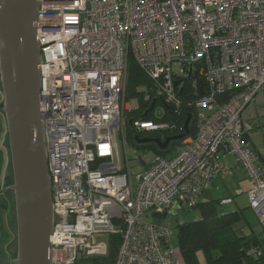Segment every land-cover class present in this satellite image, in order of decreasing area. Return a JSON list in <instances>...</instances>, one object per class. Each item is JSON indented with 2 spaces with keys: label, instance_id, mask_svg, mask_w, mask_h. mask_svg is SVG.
<instances>
[{
  "label": "built area",
  "instance_id": "2783aa9c",
  "mask_svg": "<svg viewBox=\"0 0 264 264\" xmlns=\"http://www.w3.org/2000/svg\"><path fill=\"white\" fill-rule=\"evenodd\" d=\"M38 4L39 113L54 211L53 264L107 258L108 240L92 244L93 235L120 236L112 264H178L172 229L148 223L145 215L164 219L176 208H195L208 182L230 171L218 158L221 151L252 181L249 207L264 229V163L243 139L244 114L264 89V0ZM130 60L150 81L142 100L157 121L132 120L138 133L167 128L161 120L167 107L180 106L178 92L187 81L199 76L209 88L195 103L208 107L195 133L172 157L154 156L134 183L119 152L120 140L127 144L125 112L139 108L124 96ZM228 92V100L218 103L216 96Z\"/></svg>",
  "mask_w": 264,
  "mask_h": 264
},
{
  "label": "water",
  "instance_id": "95a60500",
  "mask_svg": "<svg viewBox=\"0 0 264 264\" xmlns=\"http://www.w3.org/2000/svg\"><path fill=\"white\" fill-rule=\"evenodd\" d=\"M37 0H0V104L8 136L16 225L13 264H53L49 236L54 223L38 97L39 47L35 39ZM190 78V77H189ZM181 81L175 82L178 85ZM191 116L184 123L188 129ZM184 134L154 142L165 149ZM3 209H6V204ZM85 264V263H80Z\"/></svg>",
  "mask_w": 264,
  "mask_h": 264
},
{
  "label": "trees",
  "instance_id": "16d2710c",
  "mask_svg": "<svg viewBox=\"0 0 264 264\" xmlns=\"http://www.w3.org/2000/svg\"><path fill=\"white\" fill-rule=\"evenodd\" d=\"M150 88V81L141 72L138 66L130 60L127 71L126 92L127 97L137 99L140 112H133L127 115L126 133L130 143L141 150H151L154 156L170 158L180 148L182 141L195 133L193 118L197 114L195 103L202 97L209 94V88L201 77H196L192 81L184 83L178 92L180 106L173 110L167 107L166 114L161 120L168 124L166 129L152 133L153 137L164 140L170 136L183 135L182 139L173 140L165 149H160L154 143L138 145L135 136H141L130 124L132 120L157 122L153 115L142 110L149 106L142 100L143 92L139 87ZM230 97V92L225 95L216 96L218 103H223ZM143 108V109H144ZM137 110V109H136ZM191 116L188 129L185 132L184 123L188 116ZM144 135V134H143ZM146 135V134H145ZM154 138V139H156ZM248 133H244L243 139L249 143ZM253 149V148H252ZM264 163V159H263ZM143 167V169H145ZM12 183V176L9 178ZM219 199L211 202L201 201L194 209L199 210L200 217L197 220L178 223L175 227L177 233V245L186 264H199L197 252L203 251L207 264H264V249L259 238L255 234L239 236L234 226L241 220V212L219 213L217 204ZM16 229V225H15ZM109 255L105 259H95L93 264H112L120 244L119 235H109L108 238ZM16 247V241H15ZM254 249L255 253L250 255L248 252ZM16 252V250H15ZM16 254V253H15Z\"/></svg>",
  "mask_w": 264,
  "mask_h": 264
},
{
  "label": "rangeland",
  "instance_id": "374dc122",
  "mask_svg": "<svg viewBox=\"0 0 264 264\" xmlns=\"http://www.w3.org/2000/svg\"><path fill=\"white\" fill-rule=\"evenodd\" d=\"M124 81L127 82V72H126ZM144 87L146 86L139 87L138 90L139 89L144 90ZM124 96L128 102L131 101L130 104L134 108L139 107L138 101L135 98H132L133 96L127 97L126 86H125ZM2 101H3V96L0 90V104L2 103ZM143 108L142 110L145 111V113L149 112L152 114V111L148 106H146L144 109ZM250 108H251V112L246 116V121H245V131L248 133L247 140L255 148V150L257 149L259 151L261 156L264 158V89H262L258 93L255 99V102L251 104ZM196 109H197L196 110L197 114L193 118L194 124H195V127H194L195 130L198 124V116L208 114V107H199ZM138 110L139 108L131 112H125V115L127 116L128 114H131L135 111L140 112ZM1 120H4V114L2 113L1 108H0V121ZM147 122H151V121L148 120ZM139 134H141V136L134 137L135 138L134 142L138 145H141V144L136 142L137 139L156 138L152 136V133H148V132H143ZM125 136H126L125 141L127 142V144H125L124 141L122 140H120L119 142L120 164L122 167H126L130 170L131 175H132V183H134L135 174H137V172L142 170L143 167H145V165L148 164L149 161H151L154 158V154L151 150H148V149L141 150L138 147H135L134 144L130 143L128 140V135L126 133V127H125ZM148 143H154V142H148ZM142 144H145V143H142ZM124 154L126 155V159L128 160L127 164H126L127 161L125 160ZM231 158L232 160H234L233 156ZM224 167H226V165H224ZM239 170L242 172L243 175H245V172L243 171L242 168H239ZM229 174H230V171L226 175H221L220 177L216 176L212 178L208 182L207 187L201 193L200 201L204 203V202H211V201L223 199V198L225 199L226 197H229L231 202L227 204H220V205L217 204L216 205L217 211L219 213H227L239 207V209H241V211L243 212V215L241 216V220L238 221L236 225L234 226L235 230L237 231L238 235H242V236L255 234L259 238L262 248L264 249V229L258 217L256 216L255 212L252 210V208L249 207L247 194L244 192L241 193L242 188L244 189L249 188V184L251 183V180L246 175L245 176L247 177V179L243 178L242 176H238V178L235 179V178L229 177L228 176ZM237 187L238 189H236ZM236 191H240V192H236ZM10 202L12 203V200ZM12 210H14V205H13ZM199 217H200V212L197 209H184V208L177 209L176 208L175 210L168 211L165 214L164 219L163 218L158 219V218L151 216V214L150 215L146 214L145 220L148 223H153L157 226H164V227H169L172 229L171 242L174 247L175 257L177 259V262L178 264H186L185 259L183 258L181 252L179 251L178 245H177V233H176L175 227L178 223L197 220L199 219ZM106 239H107L106 235H93L90 238V241L92 244H95L99 241H105ZM196 256L200 264H207L203 251L201 250L198 251Z\"/></svg>",
  "mask_w": 264,
  "mask_h": 264
},
{
  "label": "crops",
  "instance_id": "0c3cea01",
  "mask_svg": "<svg viewBox=\"0 0 264 264\" xmlns=\"http://www.w3.org/2000/svg\"><path fill=\"white\" fill-rule=\"evenodd\" d=\"M250 112H251V108L249 107L248 110L244 114V121H246V116ZM250 146L253 148L256 159L258 161H260L261 163H263L264 158L261 156L259 151L257 149L255 150V148L251 144H250ZM257 151H258V153H257ZM231 157H232V155L226 154L222 151L218 153V158H219L220 162L223 165H226V167L228 166V168L230 170V174L228 175L229 177L237 179L238 176H242L243 178L247 179V177L245 176L246 174L243 175L242 172L239 170V168H241V167L239 165H237L236 162H234L235 160H232ZM217 177H220V176H217ZM251 183H252V181H251ZM251 183L249 184L248 189H246V188L244 189L241 187L242 188V189L240 188L242 190L241 193L244 192L247 194V192L249 190H251L253 187V183L252 184ZM236 189H238V187ZM236 192H240V191H236ZM226 198H229V197H226ZM219 200H222V199H219ZM219 205H220V201H219ZM233 211L241 212L243 215V212L241 211V209H239V207H237V209H235ZM233 211H230V212H233ZM239 236H242V235H239ZM15 241H16V229H15L14 211L11 209H7V208L2 209V210H0V264H13L12 261L15 259V253H16L15 252V250H16ZM198 263L200 264L199 261H198Z\"/></svg>",
  "mask_w": 264,
  "mask_h": 264
},
{
  "label": "flooded vegetation",
  "instance_id": "af4514ba",
  "mask_svg": "<svg viewBox=\"0 0 264 264\" xmlns=\"http://www.w3.org/2000/svg\"><path fill=\"white\" fill-rule=\"evenodd\" d=\"M12 176L10 151L8 147V136L5 120L0 121V210L6 204L7 209H13V194L7 190ZM12 200V203L10 202ZM14 211V210H13Z\"/></svg>",
  "mask_w": 264,
  "mask_h": 264
},
{
  "label": "bare ground",
  "instance_id": "6f19581e",
  "mask_svg": "<svg viewBox=\"0 0 264 264\" xmlns=\"http://www.w3.org/2000/svg\"><path fill=\"white\" fill-rule=\"evenodd\" d=\"M37 1H39V0H37ZM38 7H39V4H38ZM39 101H40V98L38 97V105H39ZM50 114V113H49ZM48 114V115H49ZM42 129H44L43 128V125H42ZM49 180H50V178H49ZM51 190V189H50ZM194 209V208H193ZM48 242H49V240H48ZM49 246H50V244H49ZM51 253V252H50ZM51 258H52V253H51ZM52 262H53V259H52ZM80 264V263H79ZM85 264H89V263H85ZM91 264V263H90Z\"/></svg>",
  "mask_w": 264,
  "mask_h": 264
}]
</instances>
